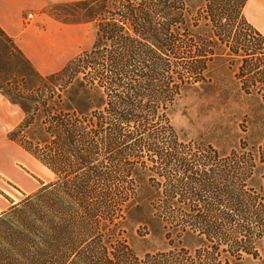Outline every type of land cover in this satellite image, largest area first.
Returning a JSON list of instances; mask_svg holds the SVG:
<instances>
[{"label":"trees","instance_id":"trees-1","mask_svg":"<svg viewBox=\"0 0 264 264\" xmlns=\"http://www.w3.org/2000/svg\"><path fill=\"white\" fill-rule=\"evenodd\" d=\"M247 1L59 4L93 24L94 40L45 75L0 28L19 55L0 96L22 113L5 137L53 176L0 213V264L261 260L264 117L225 154L171 123L186 91L228 95L220 74L264 107V37L243 15ZM147 236L163 247L137 253L131 241Z\"/></svg>","mask_w":264,"mask_h":264},{"label":"rangeland","instance_id":"rangeland-1","mask_svg":"<svg viewBox=\"0 0 264 264\" xmlns=\"http://www.w3.org/2000/svg\"><path fill=\"white\" fill-rule=\"evenodd\" d=\"M75 1L83 0L49 4L32 15V27L37 33L39 35L46 32L49 34L47 53L56 54L55 62L52 63L56 64L55 67L48 66L42 59L31 63L34 69L42 75L60 70L75 55L88 50L93 43L94 26L92 23H80L81 17L79 16L69 17V7L63 6L59 10L55 8L59 4L66 5ZM254 1L256 0H252ZM24 25L27 24L24 23ZM9 52L7 46L0 44V79L2 80L14 75L13 68L19 62V55L15 51ZM213 65L212 70L217 71L218 66ZM219 80L221 90H230L228 95L218 94L207 86L197 87L195 91H186L173 107L171 123L179 137L186 142L201 140L225 154L237 146L240 136L245 135V128L248 127L249 130L253 128L255 118L257 120L254 125L259 124L260 119L264 117V107L261 106L259 99L245 96L235 86H230L228 75L220 74ZM2 98L0 97V117L2 111L7 116L8 122L13 123L7 130L6 133H8L21 119L22 113L18 107L10 105ZM5 136L0 134V200L6 205V209L0 213L22 200L24 195L35 191L41 184L53 179L52 174L46 168L18 145L9 142ZM131 243L137 253L149 250L152 246L163 247L160 240L149 236L146 237V242L141 238H136ZM260 256L261 260L244 264H262L264 253Z\"/></svg>","mask_w":264,"mask_h":264},{"label":"crops","instance_id":"crops-1","mask_svg":"<svg viewBox=\"0 0 264 264\" xmlns=\"http://www.w3.org/2000/svg\"><path fill=\"white\" fill-rule=\"evenodd\" d=\"M68 1L71 0H0V28L11 38L15 46L30 63L33 64L42 59L46 61L48 66L55 67L56 64L53 65L52 63L55 62L54 57L56 54H48L46 48L49 34L46 32L39 35L32 27L31 21L29 24L24 25L23 19L26 14L34 15L49 4ZM243 15L248 23L264 37V0L254 2L248 0L243 9ZM1 113L0 134L4 137L13 123H9L7 116L2 111ZM5 209L6 205L0 200V212Z\"/></svg>","mask_w":264,"mask_h":264},{"label":"built area","instance_id":"built-area-1","mask_svg":"<svg viewBox=\"0 0 264 264\" xmlns=\"http://www.w3.org/2000/svg\"><path fill=\"white\" fill-rule=\"evenodd\" d=\"M31 18H32V14H27L26 15V17H25V19H24V23L25 24H29L30 23V21H31Z\"/></svg>","mask_w":264,"mask_h":264}]
</instances>
